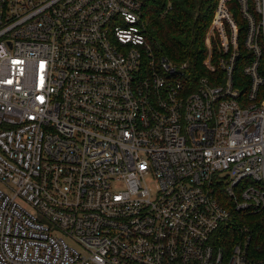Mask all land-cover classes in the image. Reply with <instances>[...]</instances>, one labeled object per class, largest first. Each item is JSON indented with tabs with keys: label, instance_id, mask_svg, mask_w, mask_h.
<instances>
[{
	"label": "built area",
	"instance_id": "built-area-1",
	"mask_svg": "<svg viewBox=\"0 0 264 264\" xmlns=\"http://www.w3.org/2000/svg\"><path fill=\"white\" fill-rule=\"evenodd\" d=\"M144 1L0 0V264H264V0L218 1L195 82Z\"/></svg>",
	"mask_w": 264,
	"mask_h": 264
},
{
	"label": "trees",
	"instance_id": "trees-1",
	"mask_svg": "<svg viewBox=\"0 0 264 264\" xmlns=\"http://www.w3.org/2000/svg\"><path fill=\"white\" fill-rule=\"evenodd\" d=\"M219 0H145L143 19L148 28L149 42L159 57H166L176 64L188 63L195 82L207 76L203 67L207 55L205 36ZM170 6V9H169ZM165 13L164 16H162ZM242 62L235 79L243 74ZM254 217H239L242 225L252 231L251 246L255 253L264 254V213ZM264 258V257H263Z\"/></svg>",
	"mask_w": 264,
	"mask_h": 264
},
{
	"label": "rangeland",
	"instance_id": "rangeland-1",
	"mask_svg": "<svg viewBox=\"0 0 264 264\" xmlns=\"http://www.w3.org/2000/svg\"><path fill=\"white\" fill-rule=\"evenodd\" d=\"M149 186L151 187V188H154L155 187V184L152 182V181H150L149 182ZM258 216V215H257ZM254 218L253 219H257L258 217H256V216H253ZM66 240L68 241V243L71 245V246H73L74 248H76V249H78L80 252H82V250H81V248L76 244V243H74V242H72V241H69V239H67L66 238ZM252 254H253V256H255V257H257V258H263L264 257V254H258V253H255L254 252V250L252 251Z\"/></svg>",
	"mask_w": 264,
	"mask_h": 264
}]
</instances>
